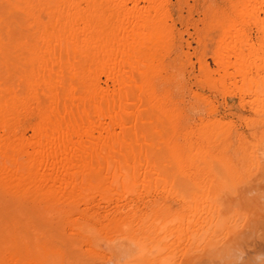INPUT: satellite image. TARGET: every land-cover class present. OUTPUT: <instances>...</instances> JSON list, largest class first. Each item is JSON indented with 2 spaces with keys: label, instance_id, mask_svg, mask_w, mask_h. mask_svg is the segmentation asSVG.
<instances>
[{
  "label": "rangeland",
  "instance_id": "rangeland-1",
  "mask_svg": "<svg viewBox=\"0 0 264 264\" xmlns=\"http://www.w3.org/2000/svg\"><path fill=\"white\" fill-rule=\"evenodd\" d=\"M18 1L17 10L12 0L0 1V13L9 11L12 17L5 27L8 34L30 37L34 12L35 18L42 17L41 24L54 23L38 0L41 11L35 9L36 1L23 0L28 8L33 2L37 11L27 8L31 16L26 11L24 15L26 7ZM76 2L84 8V3ZM134 4L136 13L160 22L166 35L151 70L143 71L146 67L140 65L139 70L135 68L138 74L129 69L131 77H137H133L135 82L128 81L133 84L123 86L131 85L130 94L128 88L123 89L125 97L119 99H126L121 103L122 120L129 116L123 128L135 125L131 126L135 135L129 129L124 134L123 129L112 128L125 138L138 140L143 135L131 145L141 155L133 162V175L121 171L123 177L117 174L115 178L118 188L109 190L106 185L91 191L86 206L36 205L31 199L36 191H28L25 196L31 193L30 197L21 205L15 202L19 206L15 204L10 213L15 208L11 215L23 214H16L17 221L33 246L51 250H44L46 260L44 254L34 252L41 264L47 260L48 264H264V0H134L126 2V9H133ZM147 29L143 32L148 33ZM102 74L98 86L107 88L113 98L117 89ZM70 84L75 90L77 82L71 79ZM45 95L39 99L47 102ZM40 103H31L30 111ZM31 112L23 114L11 138H32L40 118L38 112ZM103 119L109 126L108 117ZM117 182L127 188L120 190ZM4 193L0 196L7 199ZM214 208L221 209L218 220L213 218ZM3 212L0 224L10 221L4 219L9 212L5 216ZM4 230L1 236L7 233ZM181 250L183 254H177ZM7 257H0L4 264H9Z\"/></svg>",
  "mask_w": 264,
  "mask_h": 264
},
{
  "label": "bare ground",
  "instance_id": "bare-ground-1",
  "mask_svg": "<svg viewBox=\"0 0 264 264\" xmlns=\"http://www.w3.org/2000/svg\"><path fill=\"white\" fill-rule=\"evenodd\" d=\"M12 1L15 5L14 8L16 7L15 10H17L19 5L17 4L16 6V3L18 0ZM22 1L23 0H20L18 2L21 3L20 5H25L27 0L23 1L24 3H22ZM34 1L37 2V0ZM80 1L84 3V8H81L76 0H38L40 4L38 2L35 4L34 2L36 6L39 4L45 7L42 12H45V9L49 11L48 13L54 23H52L51 26L48 25L49 23L41 24L40 19L42 17H39L41 13L37 12V14L39 13V16H36L37 18L34 17L35 12L32 13L34 14L32 16L34 19L31 17L34 23L32 24V22H30L33 25L31 26L34 31H32V34L34 35L36 32V36H33V38L31 37L32 34L27 38L25 35L22 36L23 34L18 36L15 35V37L10 33L9 35V30L7 29L9 26H7L8 24L6 25V23H9L12 18L11 14L8 11L9 13H7L10 14V16H8L5 12V18L4 12L0 13V31L2 27L4 28H2L0 32V192H5L4 195H9L7 197V199L9 198L8 200L0 196V215L2 211L5 212H3L4 216L8 215L6 212L10 214V216H5L4 218L6 220L10 218V221L7 223L4 221L3 224H0L4 225L0 230L6 228L4 233L5 231L7 232L5 233L6 236H4L5 234H2V236L0 235V257L6 254L10 256L9 259L7 257L6 260L9 264H41L42 261L40 262L37 259L39 255L37 256L34 252L38 250L37 254H40V256H42L45 251L51 252V250L45 246L36 247L29 242V238L23 232L24 227L19 225L17 221L18 216H16V214L21 212L11 215V213L16 211V207L14 206L16 203H20L21 205L23 200L30 197L29 195H31V193L26 197V192H37H33L34 194L32 193L31 195L33 197L31 198L32 203L36 205L45 204L47 207L56 208V206L62 202L65 204L63 207L68 206L73 208L81 203H84L83 206H86L88 193L93 190L98 192L106 185L107 188L109 187V190L110 187L113 188V186H116L117 189L115 178L119 175L123 177L122 173H126V171L132 174L136 167L133 162H136L137 157L141 156H137L139 155V151H136V153L134 152V147H131V145L136 144L134 141L137 140L133 137V134L135 135L132 131L133 129L131 130V126L135 125L127 124L131 125L130 128L127 129L131 130V133L133 132V134H128L132 135L133 138L131 139L127 138L128 136L126 135L129 141L122 133H116L112 128L116 127L119 128V130L123 129V133L125 134L126 128L123 127L126 126H123V123H125L126 119H129V116L127 114L128 118L124 117L126 119L123 121V116L121 117V115L124 114L123 110L125 109L122 108V105L126 103V99H123V104H121L123 102L122 100L119 101L120 97H125L123 89L128 88L127 92L130 94L129 91L131 88L129 89V87L131 85L125 88V83L128 81L131 82L132 80V82H135L133 77L136 75L131 77L130 73H132L135 68L139 70L140 65L141 67H146L143 71L151 70L152 63H154L158 54V48L163 44V38H165L166 35L164 34L165 31L162 29L161 23L157 22V20H155V22L154 19H150L147 16L143 17L142 14L139 15L136 13L135 4L133 9H126V2L132 1L134 3V0ZM28 4L29 3H27V6ZM30 4H32L30 8L33 9V2H30ZM39 5L37 7H39ZM27 6L25 5L26 8H24L26 10L24 9L22 12L26 11L27 13V10L30 9ZM41 6L35 9L41 11ZM37 10L33 9L32 11ZM26 13H24V15ZM45 13H47V11ZM28 14L31 16L29 11L27 15ZM30 16H28V18ZM46 18L48 19L49 17ZM51 19L49 20L50 22L52 21ZM157 23L160 24L158 25ZM34 25L37 26L36 30L34 29ZM144 26L146 29L147 26L150 27L151 31L149 30L148 33L143 32L145 29ZM5 27L7 28L5 29ZM139 28L141 30L144 28L142 30L143 33L139 31ZM2 32L7 34V36H4L5 34L3 35ZM27 36H29V34ZM133 64H136V67L133 66ZM132 66L133 68H131ZM129 69L133 70L130 71ZM135 72L138 73L136 69ZM101 73H103L102 76L106 74V80L108 79L112 83V87L117 89V97L115 95H113V98L110 97L111 94H107V88L103 90L98 86L97 81L99 82L98 77H101ZM74 78L77 84L74 82ZM67 79H70V83L72 79L73 83L76 84H74L76 86L75 90L74 86H72L73 84L71 85L67 82ZM123 86L125 87L123 88ZM76 88H78V92ZM75 91L76 94L79 93V95H76ZM43 93L44 95L46 93L45 96L47 97L48 95L49 97L48 103L45 101L47 104L39 99L40 96L42 97ZM59 95H62V99ZM75 95L77 97H75ZM114 97L116 98L115 100ZM132 97L133 94L131 99ZM40 101L44 102L45 105L40 103ZM33 102L34 104L35 102L40 103L36 107V110L34 108V110L38 112L40 118L38 122L40 123L38 125L37 123L35 124L36 126L32 130V132L34 131V133H32V138L29 139L30 141L25 140V138L21 136L20 138L17 136H15L16 138H11L10 135L16 133L14 129L19 127L17 123L20 122V118L21 120L24 118L22 117L23 114L28 113V111L31 112L30 105L31 103L33 104ZM74 102L79 105L78 109L74 107V105L76 106ZM137 102H139L138 99ZM134 103L132 104L134 105ZM66 104H68L69 107ZM72 104L74 109L71 108ZM125 107L127 106L125 105ZM127 109L130 108L128 107ZM34 110L32 111L35 112ZM33 112L31 113L33 114ZM104 117H106V119L108 117L110 121L109 126L103 123ZM133 123L135 124L134 121ZM140 136L143 137V135ZM140 136L139 139L141 138ZM28 147L31 148V152H28ZM120 159H122V161ZM128 159L130 160L129 162ZM123 170L126 171L124 172ZM137 172L138 171L135 173L137 174ZM117 174L119 175L117 176ZM125 175H127V173ZM260 175H263V173ZM126 180H128V178ZM117 181L120 182V180ZM122 182V185L117 182L118 186H121H119L120 190L121 188L123 190L127 188L125 187L127 185H125V183L123 185ZM130 190L131 189H129V191ZM250 193H253V191ZM262 197L264 200V195ZM254 199L255 198H253V200ZM234 201L235 200L232 202L234 203ZM240 203L242 202L240 201ZM13 206L15 207L14 212L11 211L10 213ZM240 207L238 208L241 209ZM215 208H217V206ZM215 208L216 214L214 213L213 218L216 217V220H218V215L222 213L221 209L218 208L220 212L217 215L218 211ZM223 210L224 209H222V211ZM228 211L225 213H230ZM205 220L206 219H204V221ZM113 221L115 222V220ZM209 222L210 219L207 223ZM200 224L204 225L205 223L203 224L201 222ZM210 224L212 226L213 222H210ZM210 224L207 226H210ZM195 226L198 228L196 224ZM195 236L198 237L196 234ZM182 251L183 250L177 254H183ZM46 254H44V258ZM35 256L37 257L35 258ZM40 259H42V257ZM2 260L0 258V263L4 264Z\"/></svg>",
  "mask_w": 264,
  "mask_h": 264
}]
</instances>
